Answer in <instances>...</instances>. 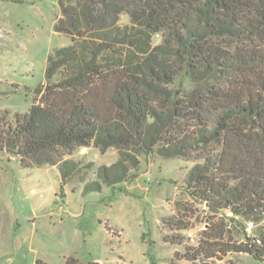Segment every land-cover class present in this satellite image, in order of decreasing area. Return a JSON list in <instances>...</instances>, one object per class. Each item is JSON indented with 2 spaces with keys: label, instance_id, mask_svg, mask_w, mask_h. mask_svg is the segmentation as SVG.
<instances>
[{
  "label": "trees",
  "instance_id": "trees-1",
  "mask_svg": "<svg viewBox=\"0 0 264 264\" xmlns=\"http://www.w3.org/2000/svg\"><path fill=\"white\" fill-rule=\"evenodd\" d=\"M58 5L54 30L70 43L48 55L29 110L12 122L7 110L0 115V149L23 167L56 166L66 184L76 149L116 148L117 160L98 166L84 192L130 179L141 154L200 160L187 186L208 208L213 233L204 232L198 248L219 240L222 255L247 253L264 264V228L226 240L223 220H215L224 210L264 220V0ZM122 14L128 24L119 23ZM179 77L188 90L182 80L175 88ZM63 264L99 263L66 257Z\"/></svg>",
  "mask_w": 264,
  "mask_h": 264
},
{
  "label": "rangeland",
  "instance_id": "rangeland-1",
  "mask_svg": "<svg viewBox=\"0 0 264 264\" xmlns=\"http://www.w3.org/2000/svg\"><path fill=\"white\" fill-rule=\"evenodd\" d=\"M59 13L58 0H0V115L7 110L11 122L29 110L45 82L48 55L70 43L54 30ZM119 23L128 24V15ZM180 81L188 90L183 77L175 88ZM68 158L77 169L62 184L56 166L23 167L18 155L0 149V264H36L38 258L63 264L66 257L99 264H262L247 253L222 255L219 240L198 248L204 232L213 233L208 208L187 186L200 160L141 154L133 177L84 192L83 182L96 178L98 166L115 162L118 151L82 147ZM215 220H223L226 240L264 228V220L253 224L229 210Z\"/></svg>",
  "mask_w": 264,
  "mask_h": 264
}]
</instances>
